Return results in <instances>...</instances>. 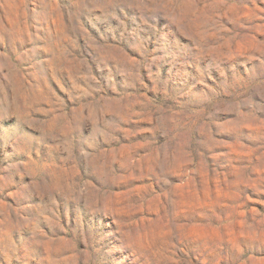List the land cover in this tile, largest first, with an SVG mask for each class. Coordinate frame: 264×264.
<instances>
[{
	"label": "rangeland",
	"instance_id": "374dc122",
	"mask_svg": "<svg viewBox=\"0 0 264 264\" xmlns=\"http://www.w3.org/2000/svg\"><path fill=\"white\" fill-rule=\"evenodd\" d=\"M0 264H264V0H0Z\"/></svg>",
	"mask_w": 264,
	"mask_h": 264
}]
</instances>
